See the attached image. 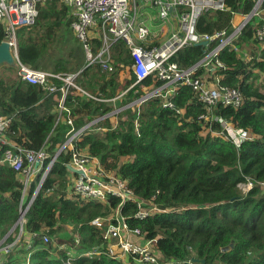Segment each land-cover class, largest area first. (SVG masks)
Wrapping results in <instances>:
<instances>
[{
    "label": "trees",
    "instance_id": "obj_1",
    "mask_svg": "<svg viewBox=\"0 0 264 264\" xmlns=\"http://www.w3.org/2000/svg\"><path fill=\"white\" fill-rule=\"evenodd\" d=\"M47 1L46 7L42 8L44 4L39 7L36 23L29 28L21 27L17 32L18 59L34 68H43L41 59L48 46L44 40L49 38L53 28L48 20L52 16L60 18L67 10L63 7L59 13L55 12L57 0ZM255 2L225 0V10L206 11L197 18L196 30L212 34L226 29L229 33L233 12L249 13ZM260 9L264 11V0ZM71 21L72 17L67 23ZM261 21L257 16L252 17L234 44L243 48V45L256 42L252 36ZM54 25H58L57 22ZM42 30L45 31L43 38L39 35ZM3 37L0 25V42ZM217 43L214 40L206 46L184 47L171 57V61L180 67L190 66L203 56L207 46L211 48ZM113 52L115 62L130 63L123 42L117 41ZM218 58L225 66L216 71L221 75L220 83L238 88L242 103L236 108L219 104L215 113L254 135L239 147L224 136L203 132L202 124L197 121L203 106L187 85H180L171 97L176 106L186 109L178 120L173 110L161 107L158 99L152 98L140 108L137 129L133 124L136 113L127 110L118 128H108L101 135L85 132L74 142L75 149H86L106 172H115L127 181L134 194L151 200L162 210L139 219L134 217L137 210L134 202L126 200L120 206L128 225L139 229L145 238L155 239L156 250L169 264H264V188L257 184L264 181V79L258 80L264 73V47L260 46L249 60L228 48L222 49ZM80 59L83 60V56L76 58L75 64ZM76 67L79 68L72 72H78L76 83L80 86L88 90L98 88L105 96L116 95L123 80L119 65L111 73L102 71L98 65H86L85 61L71 68ZM52 69L61 72L66 68L59 59ZM202 72L200 69L198 74ZM134 80L133 75L128 78L125 88ZM149 83V79L142 80L136 85L138 92L129 89L125 101L139 96L141 85ZM57 98L47 95L38 85L22 81L17 74L8 79L0 76V114L11 117L5 134L27 149L47 146L48 154L54 155L71 128L65 121L56 120ZM64 105L67 110L63 115L73 117L75 129L111 108L71 93L66 95ZM106 124L110 127L108 120ZM213 127L220 130L217 123ZM70 156V150H62L41 181L49 158L45 160L26 189L21 172L6 163L0 164V240L16 223L20 206L32 196L24 216V231L27 235L39 234L30 237L31 243L21 237L8 255V264H65L66 250L59 245L68 240L73 245L74 234L79 236L76 247L79 255L74 256L72 264H123L108 254L91 257L80 254L97 247L104 250V229L90 221L112 213L121 199L108 195L104 202L77 201L66 196L71 173L66 163ZM246 179L254 185L244 192L238 184ZM65 225L72 226V235L67 241L63 239L67 233L59 236ZM46 227L48 242L40 236ZM15 232L8 234L4 242L11 243ZM56 236L60 239L53 242ZM191 257L204 259V262H192Z\"/></svg>",
    "mask_w": 264,
    "mask_h": 264
},
{
    "label": "built area",
    "instance_id": "obj_2",
    "mask_svg": "<svg viewBox=\"0 0 264 264\" xmlns=\"http://www.w3.org/2000/svg\"><path fill=\"white\" fill-rule=\"evenodd\" d=\"M46 1L0 0V25L4 30L2 41L9 44L20 79L38 85L47 95L58 97L56 120L65 121L71 128L67 132L65 141L58 145L57 151L52 156L48 154L47 146L32 150L17 145L14 148H5L0 162L22 173L23 185L26 189L32 174L45 160L49 158L41 181L47 175L57 155L64 149L70 150L71 156L66 165L82 171V174H74L70 171L73 178L69 198L77 201L104 202L108 195H114L121 199L113 213L108 216H96L90 221L92 225L104 229V250L97 247L80 254L89 257L108 254L118 260L121 259L122 254H126L129 257L126 260L128 264H169L156 250L155 239L145 238L139 229L128 225L126 217L120 212V206L126 200L134 202L137 207L134 217L139 219L162 210L157 208L151 200L134 194L127 186V181L116 173L106 174L99 160L89 156L82 149H75L74 142L85 132L103 134L108 128H118L120 121L126 118L127 110L136 113L133 124L137 129L140 108L152 98H157L161 107L173 110L178 120L184 116L186 109L176 106L171 97L180 85L189 86L203 106V110L197 115V121L202 124L203 132L209 131L211 135L224 136L236 147L252 138L254 135L249 131L235 126L230 120L215 113L219 104L236 108L242 103L240 90L222 85L221 75L216 71L225 67L218 58L219 52L224 48L233 50L238 55L241 54L245 60L250 59L251 55L247 53V50L234 44V40L254 16L262 21L256 26L252 38L258 42H264V17L261 15L263 10L260 9L262 0H256L249 13L233 12L229 33L226 29H222L212 34L197 32V18L206 11L225 10L227 8L225 0H58L70 10L73 17L70 26L84 49L86 65H98L99 69L109 73L116 71L119 65L121 77L134 76L135 80L128 87L118 89L113 97L105 96L98 88L92 91L80 86L76 83L78 72H54L34 68L18 59V29L33 26L38 17L39 7ZM237 14H240L241 19L233 23V18ZM214 40L218 43L211 48L207 46L203 56L190 66L180 67L176 62L171 61V57L184 47L196 45L199 42H206L203 45L206 46ZM117 41L123 42L127 49L129 64L115 62L112 52ZM200 69L203 72L198 74ZM124 71L126 73H123ZM144 79H149L150 83L141 85L140 95L125 101L128 90L138 92L136 85L141 84ZM69 93L96 103L106 104L111 108L103 114L93 116L75 129L73 117L63 115V112L67 110L64 99ZM107 120L110 127L106 126ZM10 123L11 117L0 114V144L3 143ZM214 123H217L220 130L214 129ZM36 163H38L37 167ZM243 182H246L244 192L254 185L250 179ZM257 184L264 188V181ZM39 187L40 184L34 194ZM33 197L20 206L18 219L7 233L8 235L16 230L14 240L11 243L4 242L7 235L0 240V264H8L9 253L26 234L24 216ZM47 232L46 227L40 233L44 242L50 239ZM33 235L39 234L28 233L30 237ZM73 243L70 245L68 242H62L59 245L66 250L65 264H72L74 256L79 255L76 252V247L79 246L78 234H74Z\"/></svg>",
    "mask_w": 264,
    "mask_h": 264
},
{
    "label": "rangeland",
    "instance_id": "obj_3",
    "mask_svg": "<svg viewBox=\"0 0 264 264\" xmlns=\"http://www.w3.org/2000/svg\"><path fill=\"white\" fill-rule=\"evenodd\" d=\"M47 3H49V1H47ZM46 5L47 4H44L42 6V8L46 7ZM63 7H65V6L60 1H58V0L55 1V3H54V10H56L55 12L59 13V11L63 9ZM261 15L264 17V11H262ZM70 17H72V15L70 13V10L67 8L65 15H60V18H57V16L56 17L52 16L51 19L48 20L49 24L52 22L53 28H51V35L49 36V38L46 39V37H45V40H44V41L48 42V46H47V50L45 52V55L41 59V64L43 65V68H40V69L53 71L54 69H52V68L56 64L57 60L60 59L62 65L65 66V68H66V69L61 70V72H72V71H75L79 67H76V68H71V67L76 66L77 63H83V61H85V62L87 61L84 49L81 46V44H79L80 42L75 37V34L73 33V30L70 26L71 23L70 24L67 23L68 18H70ZM72 19H73V17H72ZM55 22H57L58 25H54ZM33 34H35V31H33ZM40 34H41V37L43 38L45 31L42 30L39 33V35ZM161 39H163V37ZM156 42H159V41H156ZM260 46L264 47V42H258V41L251 42L250 45H245L244 47L246 48L247 53L251 55L252 53L256 52L258 50V48H260ZM112 54L114 55V52H112ZM82 56H83V60L80 59L75 64L74 60L76 58L82 57ZM66 60H68V61H66ZM6 66L7 65H5V64L0 66V76L8 79V78H13L14 75L17 74V76L19 77V75L17 73V69H18L17 66H14V68H15L14 70H10L9 67L8 66L6 67ZM123 73H126V71H124ZM123 76H125V77H123V80L119 85L120 87L118 86L119 87L118 89H124L125 88V83H126V80L128 78L126 77V75H123ZM262 79H264V73L263 74L261 73L259 75L258 80H262ZM95 89L92 91H95ZM98 134L101 135V133H98ZM127 159L128 158H126V160ZM111 173L112 172H106V174H111ZM69 178H70V176H69ZM245 184H246V182H241L238 185V188L240 190L244 191L243 188L245 187L244 186ZM71 232L68 229H64L63 232L61 234H59V236H62L63 234L67 233L63 237V239L67 241L68 240L67 238L72 235ZM58 239H60V238L58 236H56V240H53V242L58 241ZM68 242H69V240H68Z\"/></svg>",
    "mask_w": 264,
    "mask_h": 264
},
{
    "label": "crops",
    "instance_id": "obj_4",
    "mask_svg": "<svg viewBox=\"0 0 264 264\" xmlns=\"http://www.w3.org/2000/svg\"><path fill=\"white\" fill-rule=\"evenodd\" d=\"M240 19H241L240 14L235 15L233 18V23L239 22ZM243 48L246 50V48L244 46H243ZM17 145L18 144H16L15 141L10 139L8 137V135L5 134L3 143L0 144V159H1L2 154H3L2 149L4 148V146H6V148H14ZM82 150L84 152H87L86 149H82ZM123 159L126 160V158H123ZM0 164H2V162H0ZM112 173H115V172H112ZM32 176H33V174H32ZM32 176H31V178H32ZM72 178H73V176H72V174H70L69 183H68V186L66 187V196H68V197H71V180H72ZM64 229H68L71 232L72 226L71 225H65ZM23 238H24L25 242L29 240L28 243H31L32 238H30V236H28L27 234L24 235ZM128 258L129 257L126 254H124V255L122 254L120 261H122L123 264H128V262L126 261V260H128Z\"/></svg>",
    "mask_w": 264,
    "mask_h": 264
},
{
    "label": "water",
    "instance_id": "obj_5",
    "mask_svg": "<svg viewBox=\"0 0 264 264\" xmlns=\"http://www.w3.org/2000/svg\"><path fill=\"white\" fill-rule=\"evenodd\" d=\"M206 42H199L196 43V45H205ZM1 64H7L10 66H15V61H14V55L12 51L10 50L9 44L6 41H1L0 42V65ZM38 166V163H36V167ZM67 169L74 174H82V171L77 170L76 168H73L70 165H66ZM9 232V231H8ZM191 261H201L202 263L204 262V259H197L195 257H191Z\"/></svg>",
    "mask_w": 264,
    "mask_h": 264
},
{
    "label": "clouds",
    "instance_id": "obj_6",
    "mask_svg": "<svg viewBox=\"0 0 264 264\" xmlns=\"http://www.w3.org/2000/svg\"><path fill=\"white\" fill-rule=\"evenodd\" d=\"M108 216V215H107Z\"/></svg>",
    "mask_w": 264,
    "mask_h": 264
}]
</instances>
